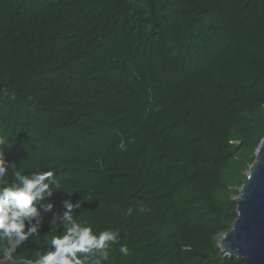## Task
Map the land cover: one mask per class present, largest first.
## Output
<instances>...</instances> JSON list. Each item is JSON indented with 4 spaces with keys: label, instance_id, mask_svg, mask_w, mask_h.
Returning <instances> with one entry per match:
<instances>
[{
    "label": "trees",
    "instance_id": "obj_1",
    "mask_svg": "<svg viewBox=\"0 0 264 264\" xmlns=\"http://www.w3.org/2000/svg\"><path fill=\"white\" fill-rule=\"evenodd\" d=\"M263 139L264 0H0V155L119 229L106 264H241L219 244Z\"/></svg>",
    "mask_w": 264,
    "mask_h": 264
},
{
    "label": "clouds",
    "instance_id": "obj_2",
    "mask_svg": "<svg viewBox=\"0 0 264 264\" xmlns=\"http://www.w3.org/2000/svg\"><path fill=\"white\" fill-rule=\"evenodd\" d=\"M58 187L52 171L13 172L11 162L0 155V264H8L30 237L39 236L44 223L53 232L57 230L56 225L62 227L59 234L50 236L49 250L37 253L28 264H106L110 261V247L119 242V229L95 232L91 224L78 221L74 213L81 208L80 200L64 199L60 205L51 202ZM42 212L51 215L45 219ZM119 252L127 254V246L121 244Z\"/></svg>",
    "mask_w": 264,
    "mask_h": 264
},
{
    "label": "water",
    "instance_id": "obj_3",
    "mask_svg": "<svg viewBox=\"0 0 264 264\" xmlns=\"http://www.w3.org/2000/svg\"><path fill=\"white\" fill-rule=\"evenodd\" d=\"M235 201L237 218L219 246L226 256L236 257L241 264H264V139ZM28 261L13 259L8 264H28Z\"/></svg>",
    "mask_w": 264,
    "mask_h": 264
}]
</instances>
